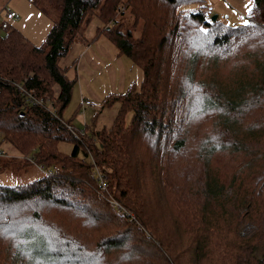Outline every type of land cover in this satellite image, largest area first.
<instances>
[{"label": "trees", "instance_id": "obj_1", "mask_svg": "<svg viewBox=\"0 0 264 264\" xmlns=\"http://www.w3.org/2000/svg\"><path fill=\"white\" fill-rule=\"evenodd\" d=\"M203 1L32 0L57 10L43 41L0 32V143L49 170L0 183V264H264V0L234 24ZM92 15L143 77L98 99L117 110L88 133L63 118L75 78L59 59Z\"/></svg>", "mask_w": 264, "mask_h": 264}, {"label": "rangeland", "instance_id": "obj_2", "mask_svg": "<svg viewBox=\"0 0 264 264\" xmlns=\"http://www.w3.org/2000/svg\"><path fill=\"white\" fill-rule=\"evenodd\" d=\"M210 2L214 6V13L219 18H222L227 23H242L246 21L245 13L249 9L252 0H204ZM45 0H41L40 4H44ZM198 6V5H197ZM195 3L184 4L182 8L193 9L197 7ZM3 7L11 8L17 12L18 17L10 20V25L17 28L21 34L34 44H40L49 29L52 19L57 16V10L51 9L50 13L44 12L38 3L35 4L32 0H0V9ZM123 27L129 25L131 17L126 13L123 18ZM103 26V22L98 16L92 15L86 24L83 34L90 41L96 31V27ZM138 32L136 31L135 34ZM100 39L108 46L116 49L111 41L100 36ZM76 40L73 41L64 56L59 59L60 65L68 66L67 75L70 78L74 77L72 92L68 104L62 111L63 118L70 120V123L75 129L87 128L89 133L91 129H99L102 126H109L115 112L117 110V103L111 106H102V103L93 97L95 104L80 107V102L85 97L91 95L86 91L87 84L78 78L77 68L73 64L77 57ZM124 60L125 57H122ZM129 67L126 73L129 75V83L139 86L143 74L141 68L132 63L130 60ZM84 76H91L85 73ZM90 84L95 88L96 92L102 96L109 91L107 82L109 80L105 76L92 75ZM82 89V90H81ZM108 89V90H106ZM104 97V96H103ZM47 102L50 101L48 97ZM1 146L6 149L11 155H18L19 153L7 142H2ZM72 144L68 141L58 142V149L68 153L71 150ZM17 158V159H15ZM15 158L6 157L0 160V183L3 184H18L24 183L40 175V170L32 162L28 163L25 158L18 155ZM21 159V160H20ZM24 159V160H23Z\"/></svg>", "mask_w": 264, "mask_h": 264}, {"label": "crops", "instance_id": "obj_3", "mask_svg": "<svg viewBox=\"0 0 264 264\" xmlns=\"http://www.w3.org/2000/svg\"><path fill=\"white\" fill-rule=\"evenodd\" d=\"M206 3L210 2L203 1L199 4V6H204ZM100 36L108 39L102 34L95 37L93 34L90 41L84 36V34L83 37L75 39L77 42L76 44H78L76 51L77 57L75 59L78 78L86 82V91L91 95L90 97L85 98L92 100H94L93 97L101 100L103 96L110 92L122 91L130 82V77L126 73V70L130 64V59L123 54H120L116 45L109 39L108 40L113 43L116 49L114 50L113 47L111 48V46H107L105 42L100 39ZM122 57H125L126 60H124ZM85 73H88V75L91 76H84ZM94 74H97L101 77L105 76L109 80V82H107V88L110 89L102 96V98L96 92L95 88L90 84V80L92 77H94L92 76Z\"/></svg>", "mask_w": 264, "mask_h": 264}, {"label": "built area", "instance_id": "obj_4", "mask_svg": "<svg viewBox=\"0 0 264 264\" xmlns=\"http://www.w3.org/2000/svg\"><path fill=\"white\" fill-rule=\"evenodd\" d=\"M203 15L206 18H209L212 16V13L214 11L213 5L210 3H206L203 7ZM18 17L17 12L11 8L3 7L0 9V32L6 30L10 26V20L13 18ZM19 88L24 92L25 95V102L28 104H42L43 102H47V99H44L41 96H36L33 90L25 91L22 86H19ZM95 104V101L88 98H83L80 102V107H86ZM6 149H4L1 146L0 143V160L6 157H12ZM28 160H31L30 156H25ZM37 168L40 170L41 175H46L49 173V170L42 168L40 165H37L36 163H33ZM93 174L96 177V180L99 184V194L100 196L104 197L107 201V203L116 210L119 214L126 215L129 219H134L133 213L128 210L124 205H122L118 199L113 197L108 192V184H107V175L105 172H103L101 169H99L97 166L94 165L93 167Z\"/></svg>", "mask_w": 264, "mask_h": 264}, {"label": "water", "instance_id": "obj_5", "mask_svg": "<svg viewBox=\"0 0 264 264\" xmlns=\"http://www.w3.org/2000/svg\"><path fill=\"white\" fill-rule=\"evenodd\" d=\"M215 17H217V14H213L212 18H215Z\"/></svg>", "mask_w": 264, "mask_h": 264}, {"label": "snow or ice", "instance_id": "obj_6", "mask_svg": "<svg viewBox=\"0 0 264 264\" xmlns=\"http://www.w3.org/2000/svg\"><path fill=\"white\" fill-rule=\"evenodd\" d=\"M249 11H250V9H249ZM247 23V22H246Z\"/></svg>", "mask_w": 264, "mask_h": 264}]
</instances>
